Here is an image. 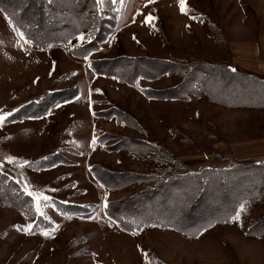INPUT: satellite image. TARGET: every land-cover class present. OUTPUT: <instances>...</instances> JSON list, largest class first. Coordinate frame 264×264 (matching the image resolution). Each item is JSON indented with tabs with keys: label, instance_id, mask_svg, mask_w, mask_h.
<instances>
[{
	"label": "rangeland",
	"instance_id": "obj_1",
	"mask_svg": "<svg viewBox=\"0 0 264 264\" xmlns=\"http://www.w3.org/2000/svg\"><path fill=\"white\" fill-rule=\"evenodd\" d=\"M99 3L110 13L111 27L91 51H73L88 41L81 34L39 48L0 10V56L5 59L0 112L8 114L0 127V172L32 198L35 210L28 217L0 202V264H152L155 258L164 264H264V234L248 236L238 219L228 217L248 179L258 180L254 171L230 182L235 192L208 187L194 201L191 219H182V225L194 222L188 230L144 224L132 231L105 213L112 201L153 190L157 181L152 180L173 168L151 145L192 173L227 168L230 159L264 163L225 156L222 150L223 140L264 133V117L256 116V108L264 107V94H257L261 89L231 86L219 96L235 90V98L247 106L228 108L194 96V74L185 78L170 65L229 52L212 36L210 24L236 41L241 14L252 30L248 39H254L260 14L255 1L185 0V13L178 0ZM147 17L152 19L146 22ZM165 89L174 96L153 95ZM52 158L57 159L53 164L38 167L41 159ZM177 172L174 166L172 173ZM115 173H138L146 181ZM255 212L257 218L264 215V209Z\"/></svg>",
	"mask_w": 264,
	"mask_h": 264
},
{
	"label": "trees",
	"instance_id": "obj_2",
	"mask_svg": "<svg viewBox=\"0 0 264 264\" xmlns=\"http://www.w3.org/2000/svg\"><path fill=\"white\" fill-rule=\"evenodd\" d=\"M0 10L15 23L27 42L39 48H47L57 43H67L81 34L88 41L81 45V48L74 47L73 51L75 52V49L91 51L97 49L99 44L106 39L111 27V15L101 8L99 0H0ZM210 32L216 41L219 40L222 45L226 44L220 28L215 23L210 24ZM201 59L200 61L194 59V62L189 65L168 62L170 65L178 66L180 72L182 74L184 72L185 78H191V74H194L195 90L192 91L194 96L204 95L213 103L235 108L247 106L244 99L235 98L234 93L237 91H230L231 96L228 94L219 96L232 88L231 86L234 87L237 84L239 90L246 91L248 89L245 87H257L261 89L257 94H264V79L232 68L229 64L230 54L228 51L222 53L213 51L208 60ZM158 61L166 62L164 60ZM118 72L116 74L121 76V71ZM153 95L159 98H169L173 97L174 93L171 89H165L156 91ZM70 96L59 99V102L69 99ZM187 96L188 94L185 93L182 98H187ZM13 114L17 115L18 111ZM151 148L168 162L174 163L178 172L172 173L174 166L172 169H166L159 178L151 179L157 181L153 190H146L108 203L105 207V213L116 221L121 228L133 231L144 224L169 228L179 227L181 230L193 228L194 222L182 225L186 223L183 220L191 219L194 213V201L208 187L216 192L226 188L235 192L236 187L229 188L230 182L235 183L239 179L244 180L245 177L243 176H248L254 171L253 174L257 176L258 180L248 179L246 188L240 192V198L235 200L233 209L228 210V217H235L237 212H240L238 222L244 234L248 236L264 234V215L258 218L255 216L256 210L264 209V163L230 159V166L227 168L202 167L197 172L192 173L187 166L173 159V156L162 147L151 145L149 149ZM56 160L55 158L41 159L38 167L51 165ZM115 175L120 178L130 176L131 180L129 179V181L132 182L146 181L144 175L138 173H115ZM173 190L179 191L174 195ZM195 190L199 194L194 196ZM157 198L159 201H155ZM1 201L20 208L21 212L28 217L35 213L32 198L19 191L17 185L2 172H0ZM136 203L140 204L136 206ZM241 205L244 206L243 211H241ZM224 216L223 213L218 215L221 219ZM214 218L215 216L210 220H214ZM253 218L257 219L253 220ZM151 262L152 264H164L157 258L152 259Z\"/></svg>",
	"mask_w": 264,
	"mask_h": 264
},
{
	"label": "crops",
	"instance_id": "obj_3",
	"mask_svg": "<svg viewBox=\"0 0 264 264\" xmlns=\"http://www.w3.org/2000/svg\"><path fill=\"white\" fill-rule=\"evenodd\" d=\"M254 1L256 10L260 12V14L257 15L256 25L254 28L256 35L254 39H248L247 33H250L252 30H250L249 26L247 25V17L242 14L240 17V22L242 25L240 27L236 41L230 40L229 36H227V31H224L223 28L221 30L226 39L227 48L229 46L228 50L230 49V66L232 65V68L240 69L246 73L253 74L261 79H264V0ZM0 14L2 13L0 12ZM4 19L6 18L4 17ZM27 45L28 48H32V46L28 43ZM30 50L35 52L38 51V49L35 50L33 48ZM4 60L5 59L0 56V64L4 63ZM256 111L260 113L256 115L257 117H264L263 106L256 108ZM0 116H3V112H0ZM6 116H3L4 119ZM4 122L5 121L3 120V123L0 124V127H2ZM249 134L263 136L250 137ZM249 134H247V136L244 138H237L236 140H232L231 138H229V140H223L224 145L222 146V150L224 155L230 157L231 155L238 154L239 158H250L255 160L264 159V133L254 132ZM237 146H239V148H237Z\"/></svg>",
	"mask_w": 264,
	"mask_h": 264
},
{
	"label": "snow or ice",
	"instance_id": "obj_4",
	"mask_svg": "<svg viewBox=\"0 0 264 264\" xmlns=\"http://www.w3.org/2000/svg\"><path fill=\"white\" fill-rule=\"evenodd\" d=\"M149 2H154V0H149ZM178 5L180 7V10L182 13H185L186 12V3H185V0H178ZM152 18L151 17H147L146 18V22H149ZM4 120V117L3 116H0V122H2ZM25 163H27V161H25ZM45 200H47L48 198L47 197H44ZM244 210V206L241 205V211ZM239 216H240V212H237L236 216L233 217L234 220H237L239 219ZM29 228H31V225H29ZM44 235H48V233H44Z\"/></svg>",
	"mask_w": 264,
	"mask_h": 264
}]
</instances>
